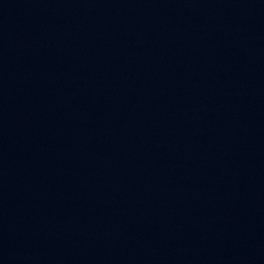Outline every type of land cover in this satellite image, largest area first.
I'll use <instances>...</instances> for the list:
<instances>
[{
    "label": "water",
    "instance_id": "water-1",
    "mask_svg": "<svg viewBox=\"0 0 264 264\" xmlns=\"http://www.w3.org/2000/svg\"><path fill=\"white\" fill-rule=\"evenodd\" d=\"M264 37V0H0V177L142 115Z\"/></svg>",
    "mask_w": 264,
    "mask_h": 264
}]
</instances>
